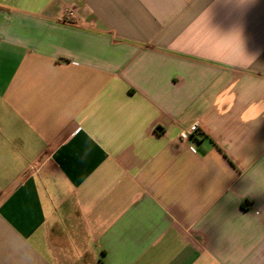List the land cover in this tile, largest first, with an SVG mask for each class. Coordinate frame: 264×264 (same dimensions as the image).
<instances>
[{"label": "crops", "instance_id": "0c3cea01", "mask_svg": "<svg viewBox=\"0 0 264 264\" xmlns=\"http://www.w3.org/2000/svg\"><path fill=\"white\" fill-rule=\"evenodd\" d=\"M0 264H264V0H0Z\"/></svg>", "mask_w": 264, "mask_h": 264}, {"label": "built area", "instance_id": "2783aa9c", "mask_svg": "<svg viewBox=\"0 0 264 264\" xmlns=\"http://www.w3.org/2000/svg\"><path fill=\"white\" fill-rule=\"evenodd\" d=\"M57 20L63 24L76 25V10L73 7H65L59 13ZM201 136H203V132L200 130L198 123H193L188 129L179 133V139L184 142L190 139H198Z\"/></svg>", "mask_w": 264, "mask_h": 264}]
</instances>
